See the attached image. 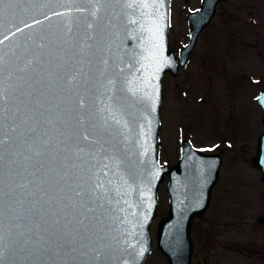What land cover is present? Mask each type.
Returning <instances> with one entry per match:
<instances>
[{"label":"water","instance_id":"1","mask_svg":"<svg viewBox=\"0 0 264 264\" xmlns=\"http://www.w3.org/2000/svg\"><path fill=\"white\" fill-rule=\"evenodd\" d=\"M219 1L188 11L177 53L170 0L0 4V264H142L165 176L156 245L167 264H191L192 221L223 154L182 138L177 161L160 164L162 79L186 63ZM256 102L250 163L264 181V80Z\"/></svg>","mask_w":264,"mask_h":264},{"label":"rangeland","instance_id":"2","mask_svg":"<svg viewBox=\"0 0 264 264\" xmlns=\"http://www.w3.org/2000/svg\"><path fill=\"white\" fill-rule=\"evenodd\" d=\"M199 4L170 0L168 41L176 53L188 39L187 13ZM263 80L264 0L219 1L186 63L163 76L159 162L177 161L181 138L223 154L208 207L192 221L191 264H264V181L250 163L262 128L256 95ZM166 185L167 176L158 184L151 250L142 264H167L156 245L157 222L168 211Z\"/></svg>","mask_w":264,"mask_h":264},{"label":"snow or ice","instance_id":"3","mask_svg":"<svg viewBox=\"0 0 264 264\" xmlns=\"http://www.w3.org/2000/svg\"><path fill=\"white\" fill-rule=\"evenodd\" d=\"M4 3V0H0V4H3ZM77 11H84V9H77ZM36 23H39V21H36ZM26 27H28V25H26ZM89 27H91V25H89ZM20 29H18L19 31ZM259 99V98H258ZM85 139H87V137L85 136L84 137ZM0 143H3L2 140H0ZM79 194V193H78Z\"/></svg>","mask_w":264,"mask_h":264}]
</instances>
